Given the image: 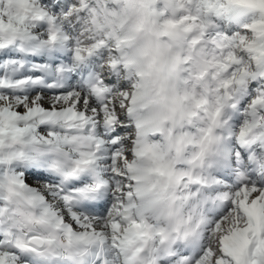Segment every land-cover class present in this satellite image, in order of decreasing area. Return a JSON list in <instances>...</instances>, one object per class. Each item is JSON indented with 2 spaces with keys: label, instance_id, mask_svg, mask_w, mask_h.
<instances>
[{
  "label": "snow or ice",
  "instance_id": "snow-or-ice-1",
  "mask_svg": "<svg viewBox=\"0 0 264 264\" xmlns=\"http://www.w3.org/2000/svg\"><path fill=\"white\" fill-rule=\"evenodd\" d=\"M0 264H264V0H0Z\"/></svg>",
  "mask_w": 264,
  "mask_h": 264
}]
</instances>
